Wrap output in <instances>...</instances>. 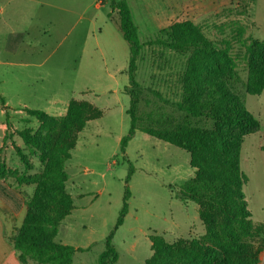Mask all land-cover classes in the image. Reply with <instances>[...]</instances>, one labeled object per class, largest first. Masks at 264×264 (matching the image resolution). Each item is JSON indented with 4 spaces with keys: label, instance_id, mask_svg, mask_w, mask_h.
Returning <instances> with one entry per match:
<instances>
[{
    "label": "rangeland",
    "instance_id": "374dc122",
    "mask_svg": "<svg viewBox=\"0 0 264 264\" xmlns=\"http://www.w3.org/2000/svg\"><path fill=\"white\" fill-rule=\"evenodd\" d=\"M111 1H0V165L17 176L37 177L44 169L38 155L18 135L27 128L36 133L42 127L26 109L64 117L74 99L102 112L79 133L66 163V187L75 209L60 225L56 240L90 248L76 253L73 264H98L118 221L127 187L128 213L112 242L119 255L115 264H145L153 256L150 237L154 234L174 243L203 239L206 233L198 205L177 198L179 188L194 176L189 153L142 132L135 134L124 153L120 149L131 126L126 89L130 48L120 31L118 14L109 17ZM126 1L143 44L137 81L138 115L145 123L149 116L172 124L185 118L177 104L182 98L181 77L187 58L156 43L158 33L175 23L198 25L226 52L241 81L247 82L251 41H264V0ZM235 91L260 125L257 133L244 139L240 161L249 179L243 190L258 226L256 234L264 239V90L246 95L240 84ZM17 148L28 156L32 170H25ZM130 165L134 173L128 182ZM5 183L24 203L20 214L21 210L14 212L0 198L4 205L0 234L12 238L23 223L36 184L18 185L9 176ZM260 259L264 264V251Z\"/></svg>",
    "mask_w": 264,
    "mask_h": 264
},
{
    "label": "trees",
    "instance_id": "16d2710c",
    "mask_svg": "<svg viewBox=\"0 0 264 264\" xmlns=\"http://www.w3.org/2000/svg\"><path fill=\"white\" fill-rule=\"evenodd\" d=\"M113 13L118 14L120 31L130 48L126 89L130 96L127 114L131 126L121 140L120 149L124 153L129 141L142 132L189 153L194 176L179 188L177 198L198 205L206 231L203 239H179L174 243L161 235H152L153 256L145 264H260L264 239L256 234L258 226L252 220L243 190L249 179L242 172L240 161L244 139L257 133L260 125L235 90L240 84L246 95H259L264 90V41H251L248 79L243 83L226 52L219 50L198 25L183 21L161 30L156 43L187 58L181 77L182 98L177 104L185 118L172 124L149 116V123H145L138 115L137 81L143 44L128 2L112 0L109 17ZM26 112L39 120L42 127L36 133L27 128L18 135L38 155L44 169L37 177L17 176L4 164L0 165V198L14 212H19L24 203L12 186L5 183V178H14L18 185L36 184L23 223L11 241L22 264H28L29 260L38 264H73L76 253L90 248H76L56 240L60 225L75 209L66 187L69 178L66 163L71 159L79 133L102 112L88 102L74 99L64 117H54L43 110L26 109ZM202 120L209 124L201 125ZM16 151L25 170H32L23 150ZM133 173L130 165L128 182ZM129 198L127 187L118 221L98 264H115L119 259L112 242L128 213Z\"/></svg>",
    "mask_w": 264,
    "mask_h": 264
},
{
    "label": "crops",
    "instance_id": "0c3cea01",
    "mask_svg": "<svg viewBox=\"0 0 264 264\" xmlns=\"http://www.w3.org/2000/svg\"><path fill=\"white\" fill-rule=\"evenodd\" d=\"M0 13H1V9H0ZM3 210H4V205L0 202L1 215H3L2 213ZM21 212L22 210L20 211V214ZM13 215H16V214L13 213ZM22 216L24 218L23 213H22ZM16 217H18V215H16ZM0 228H1V222H0ZM2 230L0 229V231ZM6 230L7 228L5 227V232ZM32 262H35V261L29 260L28 264H32ZM0 264H22L19 260L18 252L13 247L10 234H3V232H1L0 234Z\"/></svg>",
    "mask_w": 264,
    "mask_h": 264
}]
</instances>
